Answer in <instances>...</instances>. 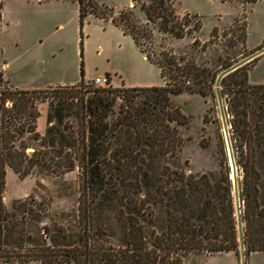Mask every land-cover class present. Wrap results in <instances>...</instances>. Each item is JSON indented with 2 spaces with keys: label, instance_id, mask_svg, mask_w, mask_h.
I'll list each match as a JSON object with an SVG mask.
<instances>
[{
  "label": "trees",
  "instance_id": "trees-1",
  "mask_svg": "<svg viewBox=\"0 0 264 264\" xmlns=\"http://www.w3.org/2000/svg\"><path fill=\"white\" fill-rule=\"evenodd\" d=\"M77 1L80 23L94 15L129 35L158 67L162 84L94 86L81 79L74 85L84 89L79 102L68 95L49 104V125L41 136L36 131V98L29 95L36 91L9 90L0 80V261L8 262L19 253L12 245L17 219L3 199L6 169L28 172L24 167L35 154L27 151L32 140L42 147H52L55 142L59 147L73 145V131L66 132L69 127L62 125L72 115H81V134L86 141L81 159L87 179L78 206L79 221L84 224L75 241L59 243L70 247L61 249L62 256L77 264H183L191 254L238 255L228 167L226 171L221 167L217 175L186 174L182 167L168 162L173 159L176 163L180 157L183 138L179 126L188 121L173 97L182 93L214 96L219 72L234 61L217 56L218 63L209 64L205 54L212 42L201 43L196 35L202 27L200 16L186 12L179 17L171 0H131V5L119 9L94 0ZM220 1L240 4L245 18V6L258 0ZM239 20L234 17L232 24L242 30L245 45V21L238 24ZM210 33L215 36L217 26ZM261 55L219 82L230 115L236 162L243 171L240 197L246 256L264 252V172L257 167L264 160V83L252 84L248 76ZM55 239L50 238L53 253Z\"/></svg>",
  "mask_w": 264,
  "mask_h": 264
},
{
  "label": "rangeland",
  "instance_id": "rangeland-1",
  "mask_svg": "<svg viewBox=\"0 0 264 264\" xmlns=\"http://www.w3.org/2000/svg\"><path fill=\"white\" fill-rule=\"evenodd\" d=\"M94 1L115 9L132 4L131 0ZM171 2L179 17L186 12L200 16L202 27L196 35H199L201 43L211 40L212 44L205 54L211 65L218 63L217 56L224 61L236 63L264 46V0L247 4L245 18L240 4L220 0ZM0 8V65H5L8 69L5 73L0 67V80L9 90L36 91L29 95L36 98L39 110L36 131L41 136L45 135L49 125V104L56 102L59 96L68 95L69 99L79 102L84 89L74 86L77 83L52 85L42 89L22 88L81 79L92 81L96 77L104 78L107 75L115 79L118 87H141L143 84L154 86L159 81L158 68L144 57L129 35H124L111 22L94 15L87 16L80 23L77 0H0ZM234 17H239L238 24L245 21V45L241 42L242 30L239 27L235 29L232 24ZM213 26H217L215 36L210 33ZM223 31L226 35H222ZM261 54L255 66L249 70L252 80L264 81V51ZM214 88V96L207 98L187 93L173 97L188 121L179 126V133L183 138L180 157L176 163L173 159H168V162L182 167L186 174L206 172L217 175L221 167L224 171L228 167L231 175L225 128L229 131L236 161L230 115L221 96L224 112L222 116L216 96V82ZM119 102L117 99L116 105ZM7 104L10 105V102ZM80 116L65 117L62 123L69 127L66 132L73 131V145L59 147L55 142L52 147H42L39 141L32 140L27 151L35 154L31 156V163L26 162L24 167L28 168V172H14L7 167L3 199L17 219L13 228L12 245H15L21 255L18 253L9 258L8 262L0 261V264H77L72 258L66 259L61 255L62 248L70 247L59 246V243L75 241L79 226L84 224L78 217L79 200L84 198L82 192L87 179L82 170L81 153L86 141L81 134ZM236 166L240 192L243 171L237 162ZM257 167L264 172V160H259ZM231 193L235 207L233 183ZM86 195L90 197L89 192ZM30 206L31 210H28ZM109 222L111 225L115 224L113 220ZM52 236L57 242L54 253L49 249L52 246ZM111 240L116 242L114 238ZM231 254L236 263L240 264V253ZM232 255L215 254L204 263L205 255L191 254L183 264H234ZM245 260L246 264H264V252H251L245 256Z\"/></svg>",
  "mask_w": 264,
  "mask_h": 264
},
{
  "label": "water",
  "instance_id": "water-1",
  "mask_svg": "<svg viewBox=\"0 0 264 264\" xmlns=\"http://www.w3.org/2000/svg\"><path fill=\"white\" fill-rule=\"evenodd\" d=\"M264 51V46L262 48H259L258 50L254 51L247 57L239 60L238 62L232 64L231 66L225 68L222 72L219 73V75L216 78V96L217 100L220 106V110L222 113V116L224 115L223 112V105H222V97L220 94V91L218 89L219 82L221 78L226 75L227 73L233 71L234 69L238 68L239 66L243 65L244 63L248 62L250 59H253L254 57L260 55ZM225 138L227 142V151L229 155V163L231 167V175L229 174L230 179L232 180L233 183V190H234V199H235V211H236V219H237V227H238V240H239V253H240V264H246L245 260V249H244V244H243V233H242V200L240 197V192H239V183H238V171H237V166H236V161L235 157L233 154L232 146H231V141L229 137V131L228 129L225 128Z\"/></svg>",
  "mask_w": 264,
  "mask_h": 264
},
{
  "label": "crops",
  "instance_id": "crops-1",
  "mask_svg": "<svg viewBox=\"0 0 264 264\" xmlns=\"http://www.w3.org/2000/svg\"><path fill=\"white\" fill-rule=\"evenodd\" d=\"M108 22V21H107ZM118 29V28H117ZM145 57V56H144ZM146 58V57H145ZM255 66V65H254ZM253 66V67H254ZM0 67L3 69V71H5V73L8 71V69H7V67H5V65H0ZM157 67V66H156ZM252 67V68H253ZM158 68V67H157ZM158 71H159V69H158ZM248 76H249V82L250 83H252V84H258V83H264V81H260V80H252L251 79V76H250V74H248ZM8 77V76H7ZM115 79H113V78H111V76H110V83H111V85L112 86H114V87H118L117 85H116V82L114 81ZM8 81H9V78H8ZM10 82V81H9ZM78 81H69V82H62V83H56V84H49V85H45V86H42V87H25V88H22V89H42V88H44V87H47V86H52V85H59V84H75V83H77ZM162 84V81H161V78H160V73H159V81L157 82V83H155V85L154 86H158V85H161ZM12 85V84H11ZM12 87H14L13 85H12ZM128 87V86H127ZM129 87H131L130 85H129ZM141 87H150V86H148V85H146V84H143ZM14 88H18V87H14ZM21 89V88H20ZM228 254H230V255H232L231 253H228ZM215 255V254H214ZM212 255H210V256H207L203 261H204V263H207V259L209 258V257H211ZM232 257H233V259H234V264H237L236 263V260H235V258H234V256L232 255ZM206 260V261H205ZM201 263H203V262H201ZM203 263V264H204Z\"/></svg>",
  "mask_w": 264,
  "mask_h": 264
},
{
  "label": "built area",
  "instance_id": "built-area-1",
  "mask_svg": "<svg viewBox=\"0 0 264 264\" xmlns=\"http://www.w3.org/2000/svg\"><path fill=\"white\" fill-rule=\"evenodd\" d=\"M94 86H105L110 83V80L107 76L104 78L96 77L94 80L90 81Z\"/></svg>",
  "mask_w": 264,
  "mask_h": 264
}]
</instances>
